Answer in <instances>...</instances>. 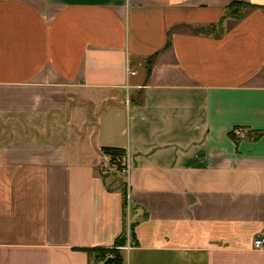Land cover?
Instances as JSON below:
<instances>
[{"label":"crops","instance_id":"crops-1","mask_svg":"<svg viewBox=\"0 0 264 264\" xmlns=\"http://www.w3.org/2000/svg\"><path fill=\"white\" fill-rule=\"evenodd\" d=\"M125 231L122 264H264V0H0V264Z\"/></svg>","mask_w":264,"mask_h":264},{"label":"trees","instance_id":"trees-1","mask_svg":"<svg viewBox=\"0 0 264 264\" xmlns=\"http://www.w3.org/2000/svg\"><path fill=\"white\" fill-rule=\"evenodd\" d=\"M245 4L241 2H234L232 3L226 11V17L232 16L233 18H241L243 15V10L245 8ZM233 9L231 12L232 14H228L227 12L230 9ZM219 29L223 32L222 23L219 25ZM215 29L211 27V30ZM151 61V60H150ZM148 72H151V68H149ZM103 153L109 157L110 164L112 166H120L125 168V160L127 156V151L123 148H115V147H104L102 149ZM124 170V169H123ZM124 196V207L127 206V189L122 190ZM132 239L135 240V243H138L136 240V234L134 231V225H132ZM128 242V236L126 231L116 240L115 245L112 248H88V249H81L89 253L91 258L96 259H105L107 255H111V258H108L104 264H122L124 262V257L122 254L121 248L124 247Z\"/></svg>","mask_w":264,"mask_h":264},{"label":"rangeland","instance_id":"rangeland-1","mask_svg":"<svg viewBox=\"0 0 264 264\" xmlns=\"http://www.w3.org/2000/svg\"><path fill=\"white\" fill-rule=\"evenodd\" d=\"M233 9L231 8L228 12H227V15L229 14H232V11ZM226 16V15H225ZM228 17H232V16H228ZM233 18V17H232ZM124 167H122V165H120V166H112V165H110L109 167L108 166H104L101 170L103 171V175L105 176V177H110L111 179H110V181L112 180L113 181V183L112 184H110V186L112 187V188H115V187H117V188H119V189H121V190H124V189H127V184L125 183V180H124ZM128 204V203H127ZM128 206V205H127ZM126 206V209L128 208ZM108 258H111V255H107V257L105 258V259H96L95 257H94V259L96 260V261H98V263L100 264H104L105 262H106V260L108 259Z\"/></svg>","mask_w":264,"mask_h":264},{"label":"built area","instance_id":"built-area-1","mask_svg":"<svg viewBox=\"0 0 264 264\" xmlns=\"http://www.w3.org/2000/svg\"><path fill=\"white\" fill-rule=\"evenodd\" d=\"M127 248L130 249L131 247L128 246ZM255 248L260 250L264 249V236H260L255 240Z\"/></svg>","mask_w":264,"mask_h":264}]
</instances>
